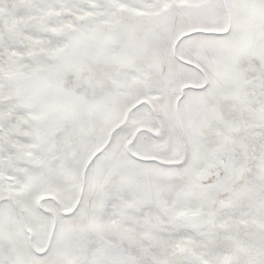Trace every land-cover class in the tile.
<instances>
[{"label":"snow or ice","instance_id":"1","mask_svg":"<svg viewBox=\"0 0 264 264\" xmlns=\"http://www.w3.org/2000/svg\"><path fill=\"white\" fill-rule=\"evenodd\" d=\"M0 264H264V0H0Z\"/></svg>","mask_w":264,"mask_h":264}]
</instances>
